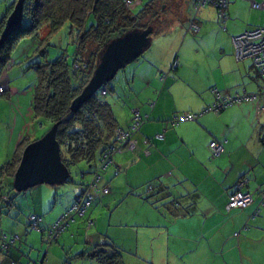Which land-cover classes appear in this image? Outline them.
Returning a JSON list of instances; mask_svg holds the SVG:
<instances>
[{"label":"crops","instance_id":"crops-1","mask_svg":"<svg viewBox=\"0 0 264 264\" xmlns=\"http://www.w3.org/2000/svg\"><path fill=\"white\" fill-rule=\"evenodd\" d=\"M192 11L194 9L189 13ZM7 14L8 9L0 20L3 21ZM250 14H245L244 10L236 14L229 5L225 22L220 23L217 15L206 21L202 18L200 32H191L199 35V48L209 38L223 39L209 54H202L196 47L191 49L188 44L185 46L188 39L183 38L184 44L175 58L178 33L157 35L161 45L147 59H139L129 75L130 88L125 90L124 109L127 108L125 104L132 108L124 110V123L119 126L127 130L136 110L148 120L133 137L135 150L115 154L103 175L102 186L109 189V194L98 199L97 209L86 213L88 219L96 221L95 225L87 234L82 228L83 222L79 224L77 234L71 225L67 231L69 239L62 235L56 243L48 245L42 232L32 233L27 220L26 231L13 229L20 240L14 243L8 255L2 253L0 246V264H67L66 260L71 258L75 259L70 264H98L91 251L98 247L110 252L112 248L107 245L117 248L124 264H177L175 253L186 249H193L201 259L212 264H235L238 257H243L247 264H262L264 93L253 62L238 60L234 47V39L240 37L234 33L244 35L255 29L248 24ZM225 25L228 32L223 30ZM220 27L229 33L225 35L229 39L222 31H217ZM12 70L11 64L0 69V83L6 82L8 91L6 96L0 97V182L3 184L0 192L10 189L9 193L13 191L12 178L2 174L1 169L25 138L36 141L45 135L47 128L38 124L33 111L27 110L30 106L18 104L21 101L15 98L19 93L12 81ZM164 75L165 80L162 79ZM214 88L225 95L250 94L256 95L257 99L219 114L207 113L196 122L175 128L167 126L174 116L199 115L211 106ZM158 135L164 138L157 140ZM213 141L224 143L225 153L220 157L212 156L210 145ZM173 162L179 164V170L173 168L175 185L168 179V169ZM89 171L92 175V169ZM244 178L249 182L242 192L250 193L254 201L245 209L229 212L226 210L229 197ZM169 185H172L171 191ZM185 189L188 190L186 199L183 198ZM35 193L36 189L28 194L35 199ZM80 193L78 190L74 199L61 207L58 199L55 200L51 208L49 197L52 192H45L42 198L47 203H42L40 208L27 201L30 211L27 219L30 214L40 211L45 213L44 222L53 224L52 221H58ZM190 200L195 205L190 204ZM21 206L25 207L23 200ZM21 206L18 201L19 211ZM0 216V232H6L2 226L4 215ZM76 236L79 240L74 243ZM54 244L57 246L52 247ZM75 249L81 252L73 255ZM150 255L151 259H148ZM195 258L189 255L184 264H190Z\"/></svg>","mask_w":264,"mask_h":264},{"label":"trees","instance_id":"trees-1","mask_svg":"<svg viewBox=\"0 0 264 264\" xmlns=\"http://www.w3.org/2000/svg\"><path fill=\"white\" fill-rule=\"evenodd\" d=\"M136 1L137 0H24L23 26L20 31L7 40L0 50V69L4 70L12 64V51L21 40L26 38L40 40L39 46L42 45L43 47L42 49L38 47L37 51L41 49L38 51V56L42 60L39 63H32L30 67V69H33L37 74V85L32 103L33 115L38 121V124L48 125L49 130L55 125L58 126L57 139L61 145L62 160L69 169L80 163H86L92 168V176L94 179L96 174L100 176L98 182L99 190L92 193L94 197L91 204L87 207L86 213L96 200L98 201L101 197L109 194V189L101 186L104 174L100 172V169L105 154L115 147L117 142V131L121 128L115 118L112 107L105 101V98L111 92L108 86V94L106 96L99 93L95 98L84 104L78 111L75 112L72 110V104L88 85L100 62L103 51L109 43L137 29L146 30L153 27L155 29V34L159 35L160 29L163 26H167L162 24V14L165 13L166 8L164 5H162L161 8L158 7L160 0H151L139 11H136L134 8ZM18 2L19 0H14L13 6L8 9L7 16L3 19V23L0 24V37L5 28L6 20ZM217 16L220 23L225 22L226 19H220L218 13ZM90 19L94 20V24L89 25ZM66 23H69L70 26H72V30L76 32L75 44L77 46V52L72 58V61L66 56H62L54 61H49L47 60L48 49L50 47L48 39L56 34ZM190 26L191 25H189V28ZM262 28L264 27H258L248 32ZM44 29L47 31L46 35L42 38L40 33H42ZM190 32L195 33L194 31ZM7 93L8 91H6L3 96H6ZM242 103L234 104L227 109ZM90 112L93 117L92 122L85 123L82 127L77 128L76 124L88 117ZM30 143H32V141L29 140V138H25L24 143L21 144L12 158L1 169L2 174H6L12 178V190H15L14 187H12L13 178L21 162L23 151ZM108 167L104 173H106ZM116 175H118V173H116ZM91 184L92 183L80 185L81 193L55 224L48 225V223H45L44 219H42L40 230H34L30 224V217L34 215L32 213L28 216L29 228L36 232H42L45 238H47L46 241L48 245L56 243L59 238L70 229L76 218L86 215V213L81 216L71 212V216L74 218L73 220L69 219L71 217V209L76 206L79 199L89 191ZM2 187L3 184L0 182V190ZM105 190L107 191L106 193H104ZM63 218L69 219L67 223L63 221ZM87 222L89 228L96 223L95 220L91 219H87ZM57 224H64V230L57 235L54 240L50 241L48 233ZM8 237V234L7 239L0 236L3 243L7 244V247L1 246V251L5 255H8L10 248L14 246V243L20 240L19 236L15 237L14 235ZM17 237L19 238L17 239ZM9 241H11V243H9ZM107 247L112 248L110 252L103 250V248L100 250L98 247L91 251L92 257L98 264H124L121 253L117 248L114 245H107ZM66 262L70 264L69 259Z\"/></svg>","mask_w":264,"mask_h":264},{"label":"rangeland","instance_id":"rangeland-1","mask_svg":"<svg viewBox=\"0 0 264 264\" xmlns=\"http://www.w3.org/2000/svg\"><path fill=\"white\" fill-rule=\"evenodd\" d=\"M150 1L151 0H137L134 8L136 9V11H139L145 4L149 3ZM13 4H14V0H0V18L2 16V14L7 9H10L11 6H13ZM158 4H159V6H158L159 8H161L162 5H164L165 8L168 7L165 0H160V2ZM172 8L175 10L177 8V5H173ZM189 16H191V13H189ZM162 17H163V23L162 24L167 25V26H163L160 29L161 30L160 34L167 35L170 32L172 33L174 31H175L174 35L178 33L175 36V43H177L176 44L177 45V52H176L175 58H177V56H179V51L182 48V45L184 44L183 38L188 39L187 40L188 42L186 41L185 46L188 44L189 48H191V49H195L194 47H196L198 50L201 51L202 54L203 53L209 54V53L213 52V49H214L213 47L215 46V44H218V41L223 40L222 38L217 39L216 37L209 38L204 42V44L202 45V47L200 49L199 46L197 45V43H198L197 37H199V35L192 34L191 32L188 33V24H184L183 26H181L179 23H177L175 26L170 25L169 23L166 22L168 17H169L168 11H165V13L162 14ZM248 19L250 21V23H248V24H250L251 28L264 27V13H261L259 11H255L252 13V15L250 14L248 16ZM91 24H94L93 19L89 20V25H91ZM46 31L47 30L44 29V31L42 33H40L42 38H43V36L46 35ZM186 31H187V35L185 36L184 33ZM219 31H222L221 27L219 28ZM223 33H224L223 34L224 36L229 34V33H225V32H223ZM75 35H76V32L72 30V26H70L69 23H66L64 26H62L56 32V34H54L50 39H48V43H49L50 47L48 49L47 60L54 61V60H57L58 58H60L62 56H66L72 61V58L74 57V55L77 52V46L75 44ZM174 35H173V37H174ZM225 37L227 39H229L227 36H225ZM39 44H40V40H37V39L35 40L34 38H26L24 40H21L20 43H18V45L15 46L14 50L12 51V55H11V58H12L11 67L14 69V70H12L13 75L11 74V76L13 78L12 81H13V84H15L16 89L19 93V95L15 96V98L18 97L19 100L21 101V102H18V104L24 103L27 107L30 106L29 107L30 109H27L30 112L32 111V103H33V99H34L35 88L37 85V74L33 69H30V67H31L32 63H39L42 60L38 56V54H39L38 51L41 50L43 46L42 45L39 46ZM152 44H153L152 48L150 50H148L143 56H141L139 58L140 60L143 61V60L147 59V57H149V55H151L153 50L156 49L159 45H161V43L157 40L156 34L153 36V43ZM38 47H40L41 49H39L37 51ZM217 53H220V51L218 50ZM213 56H214V53H213L212 57ZM82 57H83V55H82ZM137 61L131 63L125 69L120 70L118 72L117 76L115 77V79L108 85L109 90L111 92L105 98V101L112 107L113 112L115 114V118H116L119 125L124 123V115L126 114L124 112V110L128 111V110H130V108H132V107L128 106V104H125L127 106V108L124 109V107H125L124 106V94L126 92L125 90H128L130 88L128 84L131 81V76H129V75L133 71V69H134L133 67L136 65ZM4 75L6 76V74H4ZM46 126H48V125H46ZM48 128H49V126L44 129V134H46L49 131ZM122 128H124V127H122ZM89 168L90 167L86 163H80V164H78L76 166H72L70 168L71 178L65 184L57 185V186H50L47 184L43 185L44 187H46L48 189L47 193L52 192V196L49 197V205L51 208L53 207V203L57 199H58V202L60 204V207L68 204L69 201L74 199L75 195L78 193V190L81 189V187L78 185H80V184L88 185V184L93 182L94 178L91 175ZM90 169H92V168H90ZM103 174H106V173H103ZM103 181H105V180H103ZM4 184H7V183H4ZM101 186H102V183H101ZM5 188H6V185H5ZM36 188L37 187L29 190L27 192V194L31 193V191H33ZM9 191H10V189L8 190V192ZM13 192H16V191L13 190L12 193ZM25 193L26 192L21 193V198L19 200L20 206H21L22 200L25 203V207L21 206L22 211L21 210L17 211L19 218L18 219H10V217L8 215H4V218H3L4 223H2V226L6 230V233H8V235L10 234L9 236L15 235V232L13 229L23 228L24 231H26V229H27L26 228L27 227L26 222L28 220L27 214H29L30 211L28 209L29 204L24 199V196L26 195ZM45 198H46V196H45ZM98 207H99V204L96 200V202L93 203L92 207L89 208L87 213H90L91 210L97 209ZM0 217H2V216H0ZM87 219H88L87 215L85 217H78L75 219L74 223H72L73 227L75 228L74 230H75L76 234H77L78 229H79V224H82V222H83L82 228L85 229V233L87 234L89 232L90 228L88 227ZM1 222H2V218L0 219V225H1ZM9 229L12 231H9ZM32 233H36V231H33ZM68 233L69 232H65L63 237H68V239H69ZM77 239L79 240V238L76 236V238H74V240H73L74 243H76ZM56 246H57V244H54V246H52V247H56ZM47 247L48 246L46 245L45 250L47 249ZM76 248H78V247H76ZM68 249H69V247L66 248V250H68ZM80 249L81 248H79V250ZM79 250L75 249V253L73 255H75L77 252H81ZM66 252L67 251H65V253ZM74 259L75 258H71L69 261H73ZM66 261H68V260H66Z\"/></svg>","mask_w":264,"mask_h":264},{"label":"water","instance_id":"water-1","mask_svg":"<svg viewBox=\"0 0 264 264\" xmlns=\"http://www.w3.org/2000/svg\"><path fill=\"white\" fill-rule=\"evenodd\" d=\"M24 0H19L12 13L6 20L5 28L0 37L2 48L7 40L15 35L23 26ZM138 35L141 40L132 55L122 57L118 62H112L109 54L121 50L118 41L125 40L128 36ZM155 29H137L117 38L109 43L101 56L100 62L82 93L74 100L72 110L78 111L84 104L95 98L101 90L107 87L117 76L118 72L131 63L139 60L151 47ZM1 50V49H0ZM142 52V55L140 54ZM135 59H132V56ZM105 60L108 65L105 71L100 69ZM125 60L131 63L124 64ZM121 65H124L121 67ZM58 126H53L42 138L30 143L23 151L22 159L13 178V187L20 193L27 192L39 184L50 186L63 185L71 178L70 169L63 163L61 145L57 139ZM26 177V178H25Z\"/></svg>","mask_w":264,"mask_h":264},{"label":"snow or ice","instance_id":"snow-or-ice-1","mask_svg":"<svg viewBox=\"0 0 264 264\" xmlns=\"http://www.w3.org/2000/svg\"><path fill=\"white\" fill-rule=\"evenodd\" d=\"M168 7L166 8V11L169 12V17L167 19V23H169L172 26H175L177 23H179L181 26L184 24H189L192 27L188 29V31H195L197 33L200 32V22L201 19L203 20H209L212 19L214 16L219 13L220 19H227V9L229 5H231L232 9L236 14H239L240 10H244L245 14H250L251 11L259 8L261 13H264V0H219V4L216 3V0H165ZM173 5H177V8L174 10L172 8ZM195 9L192 11L191 16H189V12L192 9ZM3 21L0 20V24H2ZM233 23H235V20L233 19ZM225 32H228V28L225 25L224 29ZM219 31V29H217ZM184 35H187V31L184 33ZM236 36H241L242 34L237 32L234 33ZM141 38L138 35H131L128 36L125 40L118 41V44L121 46V50L110 53L109 59L112 62H118L122 57L132 55L135 48L139 45ZM0 49H2V44H0ZM261 51H264L262 49ZM142 55V52L140 53ZM247 53H245L246 55ZM132 59H135V56H132ZM131 63V60H125L124 64ZM139 63V61H137ZM108 65V60H105L104 64L102 65L100 71H105L106 67ZM124 65H121L123 67ZM6 91V82L0 83V95H3ZM100 102V101H98ZM92 115L91 112L89 113V116L86 117L84 120L76 124L77 128L82 127L85 123H91L92 122ZM185 119H189L187 116H185ZM228 131H231V129H228ZM211 147L215 148V145H210ZM222 149H217L216 154L219 155V152ZM230 167V166H228ZM173 168L176 170H179V164L173 162V166L168 169V179L172 180V185H175L177 183L174 175H173ZM159 175V174H158ZM26 178V177H25ZM183 179V177H181ZM172 185H169V191H171ZM48 189L44 187L42 184L37 185L35 199H33V195L26 194L24 196V199L28 202H30L33 207L40 208L42 203H47V201L43 200L42 194L47 192ZM188 190L185 189V194L183 198H187ZM261 196L264 197V192H261ZM21 198V193L19 191L9 193V192H0V214L3 215H10V219H18V201ZM190 204L195 205L194 201H189ZM9 208H11V214H9ZM185 211H188V206H184ZM159 210V209H158ZM22 211V210H21ZM189 215H195L194 213H188ZM45 213L44 212H36L34 213L33 217L30 220V223L32 226H36L40 223V221L44 218ZM57 221H52V223H56ZM30 234V232H29ZM0 236H3L4 239H7V233L6 232H0ZM19 237H17L18 239ZM195 239H198L199 237H193ZM11 243V241H9ZM0 246L7 247V244L3 243V240H0ZM189 255H194L196 258L192 259L190 261V264H212L211 261H206L200 258L198 253H194L193 249H186L184 251H179L175 253V259L177 261V264H184L185 259ZM148 259H151V255L148 257ZM223 264V262H221ZM235 264H247V261L243 259V257H238L235 261ZM262 264H264V261H262Z\"/></svg>","mask_w":264,"mask_h":264},{"label":"built area","instance_id":"built-area-1","mask_svg":"<svg viewBox=\"0 0 264 264\" xmlns=\"http://www.w3.org/2000/svg\"><path fill=\"white\" fill-rule=\"evenodd\" d=\"M216 3L219 4V0H216ZM255 10L260 11L259 8ZM234 47L236 52V58L238 60L250 59L253 61V64L260 75L262 81V86H261L262 92L264 93V51H261L262 49H264V28L247 32L244 35L235 38ZM245 53L247 54L245 55ZM162 79L165 80L166 75H164ZM100 93L103 96H106L108 94L107 87L101 90ZM212 95L214 97V103L208 108H206L204 111H202L201 114L197 115V114L187 113V114L174 116L170 121L167 122V126H171L175 128L183 123L196 122L199 119V117L207 113L219 114L234 104L242 103V102H252L257 99L256 95H250V94L237 95L235 97H232L230 95H225L218 89H213ZM185 116H187L189 119L186 120ZM147 120L148 118L143 117L139 111L137 110L133 111V121L131 126L127 130L119 129L117 131V142L115 147L109 150L105 154L104 156L105 158L103 160V164L100 169L101 173H104L106 168L112 163V159L115 154L122 153L127 150H131V151L135 150L136 146L135 143L133 142V137L136 133L140 131L141 127L143 126V124L147 122ZM163 138H164L163 135H158L156 137L157 140H162ZM211 145L216 146L215 148L210 146L213 158L220 157L222 154L225 153L224 143L213 141ZM217 149H222L219 152V155L216 154ZM99 178L100 176L96 174L94 182H92V184L90 185L89 191L85 193L83 197L79 199V201L77 202L78 204H76V206H74L71 209L70 216H71V212L81 216H83L86 213V209L91 204L92 199L94 197L92 193L94 191L96 192L99 190V186H98ZM248 182L249 180L246 178L239 181L234 192L229 197V201L226 207L227 211L230 212L233 210L245 209L254 201V198L250 193L242 192V190L248 185ZM106 192L107 191L105 190L104 193ZM32 217L33 215L30 217V220ZM73 218L74 217L71 216L69 219L73 220ZM69 219L63 218V221L67 223ZM41 223L42 220L38 225L34 227L32 226L31 223L30 224L34 230H40ZM51 230L48 233V238L50 241L54 240L56 236L59 235L64 230V224L61 225L57 224Z\"/></svg>","mask_w":264,"mask_h":264}]
</instances>
